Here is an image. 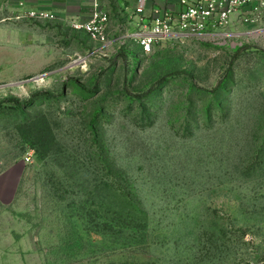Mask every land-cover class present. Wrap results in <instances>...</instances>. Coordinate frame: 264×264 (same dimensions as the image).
Listing matches in <instances>:
<instances>
[{
	"label": "rangeland",
	"instance_id": "obj_1",
	"mask_svg": "<svg viewBox=\"0 0 264 264\" xmlns=\"http://www.w3.org/2000/svg\"><path fill=\"white\" fill-rule=\"evenodd\" d=\"M238 13L148 56L109 19L0 40V257L264 264V0Z\"/></svg>",
	"mask_w": 264,
	"mask_h": 264
},
{
	"label": "built area",
	"instance_id": "obj_2",
	"mask_svg": "<svg viewBox=\"0 0 264 264\" xmlns=\"http://www.w3.org/2000/svg\"><path fill=\"white\" fill-rule=\"evenodd\" d=\"M250 0H135L132 17L135 40L143 56H148L155 43L163 38H222L231 17ZM22 18L44 20L53 17L43 10L25 11ZM108 14L94 2L84 21H74L90 38L102 45L108 43ZM29 160V159H28Z\"/></svg>",
	"mask_w": 264,
	"mask_h": 264
},
{
	"label": "crops",
	"instance_id": "obj_3",
	"mask_svg": "<svg viewBox=\"0 0 264 264\" xmlns=\"http://www.w3.org/2000/svg\"><path fill=\"white\" fill-rule=\"evenodd\" d=\"M94 2L106 11L109 23L115 24L116 30L134 31L135 19L131 15L135 0H0V40L22 34L23 22L29 21L21 17L25 11L43 10L65 22L73 23L86 20ZM0 249L6 248L1 246ZM0 264H22V260L0 257Z\"/></svg>",
	"mask_w": 264,
	"mask_h": 264
},
{
	"label": "trees",
	"instance_id": "obj_4",
	"mask_svg": "<svg viewBox=\"0 0 264 264\" xmlns=\"http://www.w3.org/2000/svg\"><path fill=\"white\" fill-rule=\"evenodd\" d=\"M244 49H247V47H243L241 50H244ZM241 50H240V51H241ZM168 77H169V76H165V77L160 78V79L158 80V85H161V84L165 83V82L167 81ZM84 90H85V92H91L90 89H84ZM153 92H154V89L151 88V89H149L148 91H146L145 93L138 95V97H139V98H144V97H147V96L151 95ZM35 95H36V94H35ZM35 95H34V96H35ZM12 101H15L16 104H18V102H19L17 99H12Z\"/></svg>",
	"mask_w": 264,
	"mask_h": 264
}]
</instances>
